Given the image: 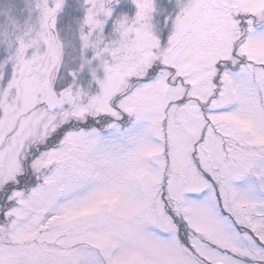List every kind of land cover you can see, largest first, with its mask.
I'll return each instance as SVG.
<instances>
[{
	"label": "rangeland",
	"instance_id": "rangeland-1",
	"mask_svg": "<svg viewBox=\"0 0 264 264\" xmlns=\"http://www.w3.org/2000/svg\"><path fill=\"white\" fill-rule=\"evenodd\" d=\"M18 177L0 264H264V0H0Z\"/></svg>",
	"mask_w": 264,
	"mask_h": 264
},
{
	"label": "flooded vegetation",
	"instance_id": "flooded-vegetation-1",
	"mask_svg": "<svg viewBox=\"0 0 264 264\" xmlns=\"http://www.w3.org/2000/svg\"><path fill=\"white\" fill-rule=\"evenodd\" d=\"M53 76V78H54V75H52ZM54 80V79H53ZM57 90H59V88L58 87H54V84H53V88H52V92H53V96H54V104H55V106H56V101H57V99H56V91ZM45 91V90H44ZM126 93V90H123L122 92H121V95H124ZM45 99V98H44ZM44 99H43V101H42V105H43V102H44ZM44 106V105H43ZM45 107V106H44ZM46 108V107H45ZM106 119H103V118H101L100 120H99V123H97V124H94V126H96L98 129H103V126H102V123L105 121ZM108 123V122H107ZM125 123H122V125H124ZM87 127V126H86ZM55 135L52 137V140H55ZM35 149H38V147H35ZM30 159V158H29ZM29 173L31 174V172H28L27 170L25 171V173L23 172V179H24V176L26 177V176H28L29 177ZM33 175V174H32ZM19 178L20 177H18V183H20V186H5L4 187V189L3 190H1L0 191V198H1V200L0 201H3L4 200V198L6 197H9V195H7L13 188H15V187H22V185H23V180H19ZM30 181V180H29ZM3 192H6L5 194L3 193ZM8 205H9V203H7V204H4L3 205V209H6L7 207H8Z\"/></svg>",
	"mask_w": 264,
	"mask_h": 264
},
{
	"label": "water",
	"instance_id": "water-1",
	"mask_svg": "<svg viewBox=\"0 0 264 264\" xmlns=\"http://www.w3.org/2000/svg\"><path fill=\"white\" fill-rule=\"evenodd\" d=\"M53 84H54V80H53V76L51 75L49 77L48 82H47L46 87H45V91H44V98L45 99L43 102V105L49 111H51L55 107L54 96H53V92H52Z\"/></svg>",
	"mask_w": 264,
	"mask_h": 264
},
{
	"label": "trees",
	"instance_id": "trees-1",
	"mask_svg": "<svg viewBox=\"0 0 264 264\" xmlns=\"http://www.w3.org/2000/svg\"><path fill=\"white\" fill-rule=\"evenodd\" d=\"M247 16H248V15H239V14H238V16H236V17H238V18H242V17L245 18V17H247ZM243 18H242V19H243ZM242 19H240V20H242ZM237 41H238V40H237ZM104 119H105V118H104ZM74 125H76V124H74ZM77 126H80V125L77 124ZM57 130H59V129H57ZM57 130H56V131H57ZM57 133H58V135H60V134H61V131H58ZM57 133H56V134H57ZM17 185L20 186V183H17ZM0 218H1V217H0Z\"/></svg>",
	"mask_w": 264,
	"mask_h": 264
}]
</instances>
